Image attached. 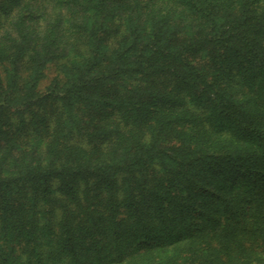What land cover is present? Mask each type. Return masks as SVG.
Listing matches in <instances>:
<instances>
[{"label": "trees", "instance_id": "1", "mask_svg": "<svg viewBox=\"0 0 264 264\" xmlns=\"http://www.w3.org/2000/svg\"><path fill=\"white\" fill-rule=\"evenodd\" d=\"M162 1L186 9L176 17L167 11L170 22L157 24ZM33 2L50 12L45 20L54 21L65 46L26 38L18 31L25 26L6 18ZM210 3L0 0V24L14 30L0 40V264H40L43 258L93 264L95 241L114 247L127 234L131 242L130 232L141 227L137 221L134 228L131 217L142 215L150 196L183 200L185 208L204 185L246 178L235 192L226 188L225 198L209 194L215 200L205 202L234 216L240 201L254 195L250 177L264 173V117L253 119V105L245 108L237 96L264 100V15H253L242 0ZM49 66L53 76L42 91ZM148 101L157 111L132 117ZM117 111L113 127L107 118ZM30 124L42 126L41 137L50 140L45 158L20 140L29 136ZM206 132L246 144L249 153L243 146L199 158L175 151ZM205 145L211 149L209 140ZM183 164L193 173L177 177L173 167ZM69 179L92 184L93 201L83 205ZM140 233L135 237L142 244ZM148 236L154 238V230ZM154 241L151 250L165 240Z\"/></svg>", "mask_w": 264, "mask_h": 264}, {"label": "rangeland", "instance_id": "2", "mask_svg": "<svg viewBox=\"0 0 264 264\" xmlns=\"http://www.w3.org/2000/svg\"><path fill=\"white\" fill-rule=\"evenodd\" d=\"M55 1V0H54ZM210 5H214V0H209ZM245 6H249L254 14L260 16L264 15V0H242ZM41 7L37 8V3L33 2V5L29 6L28 10L18 11L15 10L9 18V21L19 23L17 28L25 26L22 30H18L20 34L25 35L26 38H34L36 42L45 44L51 42L52 44L58 46L59 48L65 46V39L61 37L60 33L54 29L55 25L53 20H45V16L49 15L45 9H43V3L40 2ZM224 5V2L220 4ZM160 11L155 14V21L157 24L161 22H170L166 19L169 14L167 11H171L172 17L177 15H183L181 11L185 10L186 7L183 4H175L173 6H168L166 1H162L159 4ZM37 8V9H36ZM219 11L223 8L219 7ZM236 10V9H235ZM1 24H3L1 22ZM0 24V25H1ZM191 29V27H190ZM192 30V29H191ZM11 27L2 25L0 27V40H7L9 36L8 33L13 32ZM18 35L16 31L13 36ZM49 68V69H48ZM47 68V79L39 87L41 90L44 89L50 79L53 76V66ZM40 90V91H41ZM43 91V90H42ZM241 99L245 108L253 105L251 111H253L252 118L262 119L264 117V106L263 97H253L247 95L246 92L240 93L237 96ZM256 100V101H251ZM254 102V103H252ZM177 109L180 105L177 104ZM156 106L153 102L148 101L140 107L139 112L132 114L134 116H142V113L155 110ZM137 114V115H136ZM257 116V117H256ZM120 114L117 111L116 115L113 117H108L107 121L114 127L113 120L119 118ZM100 119V115H98ZM146 120V118H145ZM30 134L26 139H20L22 142H27L28 146H32V149L39 152L41 157H46V152L49 149L50 140L46 135V139L41 137L42 126H35L30 124L29 126ZM186 131H190L188 127ZM199 137V136H198ZM209 140V145L211 149H207L205 141ZM177 144L176 152H182L187 156L193 158L203 157L200 156L204 151L221 152L223 148H230V150L235 152V147L243 146L245 148L246 144H241L236 140L229 137H220L214 135L212 132H206L203 138L195 139L194 143L185 142ZM43 151V152H42ZM243 151L249 153V149L246 148ZM205 157V156H204ZM209 158V157H208ZM188 158L187 160H189ZM195 165L203 164L200 161L193 163ZM192 167L183 164L180 167L174 168L173 173L177 177H180L179 171L186 173H193L191 171ZM230 184H226L227 176L221 179V185L218 188L214 186H206L199 188L191 193L189 196L190 204L184 208V201H166L164 199H156L150 196L149 201L144 204V210L141 214L131 217L133 221L132 225L135 227V223L139 221L141 227L137 229L143 231V236L145 237V242L140 244L135 237L139 231H131L130 237L131 242L126 243L125 240L128 237L127 234L123 238L116 239L114 247L103 246L105 244L110 245L112 242H99L95 241V250L92 252L96 254L93 259V264H264V173L261 177H257V174H252L250 181L254 183L257 187L254 188L253 194L250 198L240 201L241 209L238 210L236 215H232L230 211L222 212L218 210L215 205L205 203L209 202V194L213 195L218 200L223 199L230 195L227 193V189H232L235 192L236 188L240 185L241 181H246V178L239 179L238 177H229ZM73 189L74 195L80 199L83 205L91 203L94 196L91 195L90 183H83L79 179H69ZM139 185L142 182H138ZM226 186V187H225ZM242 193L247 192L248 188L242 187ZM75 191V192H74ZM251 191V190H250ZM87 196V197H86ZM258 198V200H257ZM96 201V199L94 200ZM256 206L259 209L256 212ZM100 210V209H99ZM185 210L186 215L181 212ZM101 211V210H100ZM123 211V210H122ZM129 212L132 214L130 208H126L124 212ZM258 214V212H260ZM258 214V215H257ZM154 230V238L149 237L150 232ZM89 233V237L91 233ZM112 232H110L111 234ZM124 232H122L123 234ZM140 233V235L142 234ZM165 240L163 246L159 250H151L155 245V238L162 237ZM111 237V236H110ZM39 238V237H38ZM117 238V236H115ZM2 241V242H9ZM39 243V239L36 240ZM142 245V248L139 246ZM133 249V252L131 250ZM21 251L16 250L15 253H20ZM113 255V256H112ZM106 256V258H104ZM110 258H109V257ZM103 257V258H101ZM189 257V259H187ZM3 257L1 258V260ZM40 264H54L48 259H42Z\"/></svg>", "mask_w": 264, "mask_h": 264}]
</instances>
